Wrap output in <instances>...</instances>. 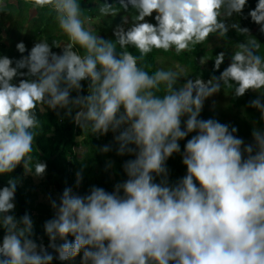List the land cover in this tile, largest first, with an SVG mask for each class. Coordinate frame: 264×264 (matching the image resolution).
Masks as SVG:
<instances>
[{
  "label": "clouds",
  "instance_id": "clouds-1",
  "mask_svg": "<svg viewBox=\"0 0 264 264\" xmlns=\"http://www.w3.org/2000/svg\"><path fill=\"white\" fill-rule=\"evenodd\" d=\"M8 2L0 0V13ZM29 3L54 12L68 42L45 37L29 49L21 40L19 58L0 54V176L9 177L0 187V264L78 256L80 264H264V126L254 124L245 142L237 126L201 117L206 100L227 86L237 97L258 93L250 103L264 120V44L239 19L250 17L264 33V0L254 8L249 0H97L103 16L134 10L122 15L114 39L96 31L81 0ZM153 15L155 23L147 19ZM233 29L244 40L206 81L179 67L149 72L140 62L154 49L191 51ZM228 55L215 56L216 70ZM44 106L92 135L111 132L98 150L129 156L126 178L112 191L95 184L78 191L85 164L75 187L49 195L47 244L36 238L30 213L16 215L21 180L12 175L21 165L25 174L46 175L47 162L34 154ZM185 139L187 171L172 181L167 161Z\"/></svg>",
  "mask_w": 264,
  "mask_h": 264
},
{
  "label": "trees",
  "instance_id": "trees-1",
  "mask_svg": "<svg viewBox=\"0 0 264 264\" xmlns=\"http://www.w3.org/2000/svg\"><path fill=\"white\" fill-rule=\"evenodd\" d=\"M256 2L257 0H249V7L254 8ZM81 3L86 13L91 15L93 20L96 19L98 21L96 23L97 27H95L96 31L105 37L113 39L115 38L113 29L118 24L122 23V15H129L130 18V16L135 14L134 10L124 12L121 9V14L116 16H103L97 9V0H81ZM249 7L245 8V13L248 12ZM30 9L31 4L29 0H17V4L8 2L6 11L0 13V54H7L10 57L19 58L22 54L17 50L16 44L21 40L26 43L29 49L37 39L45 37L50 43L52 41L68 42L67 37L62 34L58 27L54 12L40 8L37 10V16L32 18L29 13ZM147 19H150L153 23L156 22L154 20V15ZM239 19L241 25L249 27L252 35L256 36V38L264 44V33L259 31V26L252 22L250 17L247 19L239 17ZM8 24H10V28L6 32L8 33L7 36H9V41H4L3 34ZM214 38L215 36H210L209 40L197 44L191 51L185 50L176 53L172 50L154 49L146 57H143L140 62L149 72L155 71L158 56L157 52L159 50L165 56L172 57L175 61L189 69L193 78L195 76H201L204 80H207L213 74L219 75L220 71L230 62V51L234 50L236 43L244 40V36L238 34L233 29L229 31L228 38H222V45L209 49V44ZM53 49L60 51V48L54 47ZM130 50L133 51L135 55L140 56L138 49L130 47ZM220 51H227L229 55L226 56L221 68L216 70L214 67L215 56ZM261 52H264V45L261 47ZM224 89L231 96V103L233 106L239 111L242 110V116H238L233 123L219 120L229 125L237 126V135L243 137L245 142H251L253 140L252 129L254 124L264 126L261 113L259 110L252 107L250 103L257 95L255 92L249 90L245 95L237 97L232 94V89H229L227 86H225ZM83 91L86 94L87 81L84 82ZM73 95H76V93L74 92ZM44 108L45 112L38 109L42 127L37 132V145H35L34 154L42 160H45L48 164L46 175L44 176L45 186L54 189L55 193L51 196L57 197L66 186L71 185L75 187L76 172L85 164L83 183L78 189L80 192H86L93 184L103 186L107 190L112 191L117 181L126 178L122 166L129 156H119L115 150L108 153H103L98 150L100 146L112 142L113 134L111 132L99 137L92 135L90 131L81 129L72 118L65 117L61 120L55 111L47 109V106H44ZM201 114L207 118H216L213 113L206 111H202ZM191 135L192 134H190V136ZM190 136L188 138H190ZM80 137L83 139L78 141ZM186 139L180 141L181 154H174L167 161L172 181L186 174L187 169L182 162V152ZM80 146H84L87 150L81 159L76 152V148ZM109 159L114 161L111 168L106 167ZM12 175L21 180L16 194V215L20 217L26 211L30 213L34 220L36 238L39 240V238L43 236V242L47 244L48 237L44 230V222L54 215L50 203H38V188L33 185L31 178L25 176L22 165L19 166ZM8 178L7 175L0 176V187L7 183ZM2 237L3 229L0 228V239H2ZM54 264H80V257L78 256L73 261L65 262L55 260Z\"/></svg>",
  "mask_w": 264,
  "mask_h": 264
},
{
  "label": "rangeland",
  "instance_id": "rangeland-1",
  "mask_svg": "<svg viewBox=\"0 0 264 264\" xmlns=\"http://www.w3.org/2000/svg\"><path fill=\"white\" fill-rule=\"evenodd\" d=\"M9 2L12 4H17V0H9ZM39 9L40 8L34 9L31 7V9L29 10V13L31 14L32 18L37 16V10H39ZM97 22L98 21L96 19L93 20V23H94L93 27L94 28L97 27V24H96ZM9 28H10L9 24H8V27L6 25V29L4 31L5 33L3 34V37H6V40L4 38V41H7V40L9 41V39H8L9 36H7L8 33L6 32L7 30H9ZM222 44H223L222 38L215 36L213 41L209 44V49H213V48L217 47L218 45L220 46ZM54 51H56V50H54ZM172 51L176 52L174 49ZM157 53H158V56H157V60H156V69L161 68V67H163V68L179 67V68H183L185 73L187 75H190V78H193L191 71L189 69H187L184 65L175 61L172 57L165 56L159 50ZM207 68H209V67H207ZM183 79L184 78H181V82H183ZM255 94L258 96V93L255 92ZM42 110H43L42 112L45 111L44 108ZM203 111L213 113L217 119H220V120H223V121H226L229 123H233L238 116H242V110L239 111L237 108H235L233 106V104L231 103V96L229 95V93L225 89H221V91L219 93L208 98L205 102ZM201 117L204 119H207V117H205L203 114H201ZM82 139L83 138L80 137L78 139V141H81ZM86 151L87 150L84 146H80V147L76 148V152L78 153V156L80 159L83 157V155L86 153ZM25 176L28 178H31L33 185L38 188V193H39L38 203H49V199H48L49 195H53L55 192H54L53 188H48L45 186L46 185L45 184V176L33 177L30 174H25ZM111 177H112V175H111Z\"/></svg>",
  "mask_w": 264,
  "mask_h": 264
},
{
  "label": "crops",
  "instance_id": "crops-1",
  "mask_svg": "<svg viewBox=\"0 0 264 264\" xmlns=\"http://www.w3.org/2000/svg\"><path fill=\"white\" fill-rule=\"evenodd\" d=\"M10 25V24H9ZM62 43H65V42H62ZM62 49H60V51H61ZM57 52H58V50H56ZM45 109V108H44ZM41 111H43L42 109H41ZM45 112V111H44Z\"/></svg>",
  "mask_w": 264,
  "mask_h": 264
}]
</instances>
